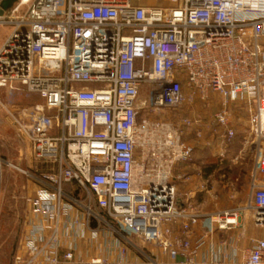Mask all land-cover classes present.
Here are the masks:
<instances>
[{"label": "built area", "instance_id": "2783aa9c", "mask_svg": "<svg viewBox=\"0 0 264 264\" xmlns=\"http://www.w3.org/2000/svg\"><path fill=\"white\" fill-rule=\"evenodd\" d=\"M167 2L18 0L0 17L10 27L0 89L42 101L6 109L31 170H43L38 178L19 170L36 188L14 264H127L129 235L172 264H264V238L248 247L242 235L220 238L238 212L202 215L179 197L189 177L174 171L193 156L182 139L187 131L199 139L202 119L139 123L144 106L180 114L217 97L212 131L224 144L235 135L231 109L243 106L254 169L241 209L264 228V0ZM201 221L207 231L192 241ZM85 242L96 254L79 255Z\"/></svg>", "mask_w": 264, "mask_h": 264}, {"label": "rangeland", "instance_id": "374dc122", "mask_svg": "<svg viewBox=\"0 0 264 264\" xmlns=\"http://www.w3.org/2000/svg\"><path fill=\"white\" fill-rule=\"evenodd\" d=\"M9 32L10 27L0 26V46ZM147 99L146 93L141 94V103H147ZM41 103L39 98L28 97L25 92L9 94L0 89V264H14V256L21 249L23 237L28 228L27 200L33 196L36 184L33 178L19 170L33 174L37 178L43 171L40 168L38 173L36 169L31 170V152L29 154L27 152L29 145L17 135L6 109H10L12 105L28 107ZM145 108L146 106L143 107L139 116L141 125L144 123L152 125L160 120L173 125L185 117L202 119L201 137L196 139L194 135H191V131H187L182 139L193 149L191 161L187 168L182 169L184 175L187 173L184 177H189L188 181H183V187H189V194L193 193V196H187L188 201L202 215L216 214L221 211L238 212L237 227L220 238L234 241L237 236L242 235L240 245L245 247L250 245V239L264 238V228H256L252 224L250 213L241 209L248 200L250 175L254 169V155L250 147L251 137L248 128L249 115L242 109L243 106H234L231 109L235 135L231 142L224 144L215 141L212 131L213 115L220 108V100H215L214 97L208 102L198 100L193 106L184 108L180 114L170 110L154 114ZM246 141L250 144L248 145ZM218 144L220 147H217ZM210 169H212L210 173L206 174V170ZM179 197L184 200L187 198L184 195ZM202 222L196 226L198 229H195L196 227L192 229L190 239L199 236H197V230L201 231V234L207 231ZM115 237L121 239L118 236ZM127 240L129 243L122 240L128 251L127 264H172L169 257L161 254L159 246L144 245L131 235L127 236ZM219 241L223 240L219 239Z\"/></svg>", "mask_w": 264, "mask_h": 264}, {"label": "crops", "instance_id": "0c3cea01", "mask_svg": "<svg viewBox=\"0 0 264 264\" xmlns=\"http://www.w3.org/2000/svg\"><path fill=\"white\" fill-rule=\"evenodd\" d=\"M133 3L136 4V5H141V6H167L168 5V2L167 0H133ZM213 98V97H212ZM214 99L216 100H219L217 97H214ZM28 145V143H26ZM26 145V146H27ZM29 147V146H28ZM28 154L30 153V148H29V151H27ZM19 153L22 155V152L19 151ZM189 163H182L181 165H179L176 170L174 171V173L176 174H179L181 176H186L184 175V172L182 171V169L184 168H187ZM185 165V166H184ZM181 169V170H179ZM192 180L194 179V176L192 175ZM183 181H179L178 182V185H177V189H178V194L180 196H185V195H192L193 196V193L189 194V187L188 188H184L183 187ZM195 229H198L197 227ZM201 234V231L197 230V236ZM174 237L177 238V239H181V235H180V225H176L174 227ZM196 240V237L194 239H192V241H195ZM79 251V255L81 256H90L92 254H96V250H94V248L88 243V242H85L83 243L81 246H80V250ZM199 258V257H198Z\"/></svg>", "mask_w": 264, "mask_h": 264}, {"label": "water", "instance_id": "95a60500", "mask_svg": "<svg viewBox=\"0 0 264 264\" xmlns=\"http://www.w3.org/2000/svg\"><path fill=\"white\" fill-rule=\"evenodd\" d=\"M18 0H4L0 4V17L4 16L7 11H9L16 3Z\"/></svg>", "mask_w": 264, "mask_h": 264}, {"label": "trees", "instance_id": "16d2710c", "mask_svg": "<svg viewBox=\"0 0 264 264\" xmlns=\"http://www.w3.org/2000/svg\"><path fill=\"white\" fill-rule=\"evenodd\" d=\"M215 168H216V167H215ZM211 170H212V169H210V170H206V174L210 173Z\"/></svg>", "mask_w": 264, "mask_h": 264}]
</instances>
